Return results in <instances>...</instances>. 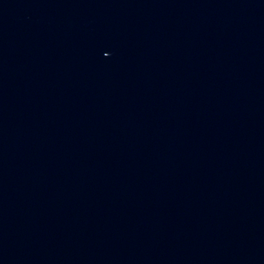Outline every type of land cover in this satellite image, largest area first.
<instances>
[{
    "label": "water",
    "instance_id": "obj_1",
    "mask_svg": "<svg viewBox=\"0 0 264 264\" xmlns=\"http://www.w3.org/2000/svg\"><path fill=\"white\" fill-rule=\"evenodd\" d=\"M264 77V0H0V264H68Z\"/></svg>",
    "mask_w": 264,
    "mask_h": 264
}]
</instances>
